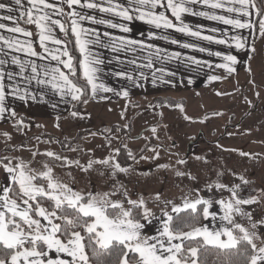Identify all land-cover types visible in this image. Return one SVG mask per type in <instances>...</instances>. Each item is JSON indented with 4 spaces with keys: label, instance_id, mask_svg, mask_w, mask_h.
I'll list each match as a JSON object with an SVG mask.
<instances>
[{
    "label": "snow or ice",
    "instance_id": "snow-or-ice-1",
    "mask_svg": "<svg viewBox=\"0 0 264 264\" xmlns=\"http://www.w3.org/2000/svg\"><path fill=\"white\" fill-rule=\"evenodd\" d=\"M0 10L7 13L0 14V119L17 115L6 104L8 96L22 101L37 99L24 86L33 82L62 100L67 97L84 104L88 103V98L95 99L99 92H113L114 89L100 79L105 60L102 53L94 51L96 48L113 54L109 64L131 66V71L121 70L113 75L136 83L139 78L147 79V74L141 71L147 69L155 84L158 79L167 82L165 76L176 75L163 66L156 67L173 61L191 67L192 71L206 67L231 74L239 63L231 50L245 51L251 60L256 53L255 41L264 38V9L257 6V0H127L126 4L119 0H11L10 3L0 2ZM90 12L111 15L122 21H143L156 30L149 32V40L159 39L181 49L206 53L220 62L213 64L143 40L114 36L107 31L101 33L96 28L86 27L85 22L123 33H128L130 28L125 23L118 24L103 16L98 18ZM186 16L227 27L193 26L185 21ZM25 25L35 27V41L33 31ZM57 29L65 37L71 33L79 56L73 55L66 41L58 38ZM245 29L249 37L239 34ZM172 32L191 38V42L173 38ZM200 42L220 45L227 51H213ZM246 70L251 73L250 65ZM81 79L84 85L78 83ZM208 79L215 81L220 77L210 75ZM136 86L140 85L136 83ZM116 94L129 95L127 90ZM44 95L42 91L41 100ZM176 107L183 111L181 105ZM70 115L83 118L77 111H71ZM121 116L124 118L123 113ZM185 119L190 118L185 116ZM22 125L23 120L17 119L14 127ZM115 131L121 129L116 127ZM155 131L153 128L152 132ZM111 132V129L105 130L109 146ZM0 135L11 139L7 132ZM62 146L77 150L68 144ZM113 151L114 154L105 159H90L86 166L52 151L33 152L32 156L45 155L62 161L60 167L75 165L83 171L100 164L110 170L115 180L119 173H128L130 168L121 166L116 159L120 149ZM239 154L251 155L242 151ZM158 156L159 153L152 159ZM128 157L136 159L131 151ZM30 163L23 160L13 163L7 157L0 159V166L7 174L6 183L0 184V253L4 254L0 255V264H264V233L259 231L264 227V218L254 219L253 212L244 207L258 204L264 189L253 188L251 191L257 194L250 192L245 198L241 192L251 182L243 176L232 173L240 183L228 184L221 182L223 173L218 172L217 179L205 186L207 197L202 196L199 189H192L195 195L183 196L180 205L165 200V208L172 205L171 212L162 210L157 215L147 206L143 195L132 199L122 184L108 192L77 191L59 180L48 162L39 169L31 167ZM177 163L184 165L187 161L179 159ZM106 174L101 172V175ZM176 175L197 179L191 172L178 170ZM115 196L122 199H113ZM153 200L160 201V193H156ZM181 213L186 215L181 217ZM236 217L247 220L248 226L238 222ZM154 220L159 221V227L155 234H147L144 229ZM202 220H210L212 227L202 224Z\"/></svg>",
    "mask_w": 264,
    "mask_h": 264
},
{
    "label": "rangeland",
    "instance_id": "rangeland-1",
    "mask_svg": "<svg viewBox=\"0 0 264 264\" xmlns=\"http://www.w3.org/2000/svg\"><path fill=\"white\" fill-rule=\"evenodd\" d=\"M233 102L241 104L239 98ZM184 103L178 98L146 102L141 97H135L130 101L126 113H123L124 118L116 111H106V108L97 107L95 104L87 105L81 114L83 118L71 116L65 128L58 132L59 138L53 139L52 135H43L40 128L23 123V131L20 132L21 128L15 127L14 132L18 134L11 133L10 140L0 135V159L7 157L13 163L19 160L28 162L33 157L32 153L38 151L37 148L40 150L41 146H46L47 141H52L51 148L56 150L69 149L62 146L63 144H68L71 148H83L78 153L70 152L71 161L78 160L84 166L90 159L101 160L113 155V150L120 146H126L133 155L148 147L142 155L145 159L140 158L134 162L128 167V173H119L115 180L110 170L100 164H94L88 171L75 165L71 169L65 168L64 171L56 170L54 166L53 169L59 180L77 191L108 192L122 184L127 187L132 199L143 195L148 201L147 206L157 215L162 210L171 212L172 205L165 208V200L180 205L183 196L195 195L192 189H199L200 194L207 197L205 186L217 179L218 172L223 173L220 177L223 183L240 182L232 173L249 180L251 183L244 186L241 192L245 198L250 192L252 195L257 194L251 191L253 188L257 191L264 189V93L258 91V107L257 101L248 100L251 109L243 116L236 114L242 107L230 106V103L223 101L208 105L185 106ZM176 105H181L183 111ZM185 116L190 119H185ZM113 126L124 129V132L112 131L109 146L105 139V130ZM153 128L156 129L155 133L152 132ZM86 130L96 135L87 133L80 143H75L73 139L76 135ZM39 136L41 138L36 139ZM228 151L232 153H227ZM241 151L251 155L241 156ZM157 153L158 158L152 159ZM195 156L202 159L196 160ZM179 159H185L187 163L183 167H177ZM258 164L262 168L255 171ZM158 165L168 167L159 168ZM30 166L39 169L42 165L33 162ZM178 168L185 173L191 172L197 179L190 180L186 175L178 182ZM101 172L107 174L101 175ZM6 176L5 172L0 171V184L6 183ZM156 193H160V201L153 200ZM113 199L122 197L115 196ZM244 207L253 212L254 219L264 218V196L258 204ZM236 220L248 226L247 220L240 217H236ZM203 224L212 227L210 220H205ZM158 227L159 221L154 220L145 228L151 229L152 234H155Z\"/></svg>",
    "mask_w": 264,
    "mask_h": 264
},
{
    "label": "crops",
    "instance_id": "crops-1",
    "mask_svg": "<svg viewBox=\"0 0 264 264\" xmlns=\"http://www.w3.org/2000/svg\"><path fill=\"white\" fill-rule=\"evenodd\" d=\"M264 1V0H263ZM0 2L10 3L11 0H0ZM120 3L126 4L127 0H119ZM79 10V9H78ZM0 14H7L3 10H0ZM89 14H94L98 18L103 16L106 19H111L115 23H125L130 28L128 33H123L119 29L107 28L104 25H92L85 22L86 27L96 28L101 33L107 31L114 36L123 35L129 39L135 40H143L146 43H152L153 45L166 48L169 51H180L186 55H193L201 60H207L212 62L213 64L219 63L220 61L214 56H208L206 53L193 52L188 49H181L177 45H171L166 43L163 40L159 39H148V34L150 31H156L151 28L148 24L144 23L140 20L122 21L118 17H113L111 15L101 14L99 12ZM255 20V16L252 17ZM185 21L191 25L202 24L205 27H216L220 29H224L227 26L207 21L199 17L186 16ZM5 23L11 25V22L4 21ZM31 31H33L34 36L33 40H36L35 32L36 29L34 26L25 25ZM8 35L7 33H4ZM56 34L58 38L63 40L62 33L59 32V29L56 30ZM240 35L245 37H249L248 30H240ZM171 35L173 38H176L181 41H190L191 38L185 37L180 33L172 32ZM75 40V38H74ZM202 46L208 47L213 51H227L223 46L220 45H209L207 42H200ZM249 43L251 40L249 39ZM36 49L39 51L38 44L34 45ZM256 53L253 55L252 59L249 60L245 51H237L232 49V53L237 55L239 63L235 66L236 71L228 74L223 69L219 68H197L195 71L191 70V67H185L184 64L179 63L178 61H173L170 63H166L163 65L157 64L156 67L163 66L166 68L168 72H175V76H165L164 81L157 80L155 84L152 83V78L149 70L141 69L147 74V79L139 78L136 83L140 86L137 87L136 83L133 81H129L125 78L117 77L113 75L114 72L117 71H131V66L128 65H118L115 62L109 64L108 60L112 58V53L103 48H96L94 51L102 53L103 59L105 63L101 66L104 71L100 74L101 81L107 86L114 89L113 92H99L95 99H91L88 102V106L91 104H95L97 107H104L106 111L112 110L116 111L121 115L122 113H126L127 108L129 107L130 101L136 98H143L146 102L155 101L157 99H174L178 98L183 100L185 106L187 105H208L213 104L215 102L223 101L226 104L230 103V106H240L241 110L236 112L237 116H243L251 109V106L248 104V100L257 101L256 106L258 107V91L264 93V38H259L255 41ZM250 65L251 73H249L246 69ZM135 76V73H132ZM210 75H215L220 77V79L215 81H209L208 77ZM189 79H191L192 83H189ZM27 87L33 95H36V100L28 99L27 101H22L16 97L8 96L6 99V104L8 107L13 109L16 112V117L11 118L5 115L4 118L0 119V133L7 132L9 135L11 133L18 134L14 132L15 121L17 119H22L25 125H34L41 129L43 135L48 134L52 135L53 138H59L58 132L65 128L66 123L71 119V104L76 101H71L70 98L61 99L60 96L55 95L50 90L42 89L40 86H37L34 82L31 85H24ZM123 90H127L129 95L128 97H123L122 95H117L116 93L122 92ZM44 92L43 100L40 99V93ZM217 93H220L219 95ZM241 100V104H238L237 101ZM260 99V103H261ZM86 105V107H87ZM128 105L127 107H125ZM86 110V108H85ZM211 113V112H209ZM59 117V119H57ZM57 124L59 127H57ZM21 131H23V128ZM19 137V136H18ZM41 138V136H39ZM48 143V144H47ZM45 144L46 146H41L42 148H37V153H45L46 151H52L57 153L62 157H67L71 161V150H63L55 148H51L53 142H48ZM75 152H80L83 148L78 147ZM227 153H232V151H228ZM35 159V161H34ZM28 162H37L42 165L44 162L51 163L56 170H65L71 169V167H60L62 161L51 160L45 155H37L36 158L32 157ZM30 163V164H31ZM80 163V162H79ZM185 165V164H184ZM184 165L179 164L177 167H183ZM2 167V166H0ZM262 168L261 164H258L254 170L259 171ZM180 168H178L179 170ZM3 171V167L0 169ZM177 181L181 182L182 177L177 176ZM231 183H240V182H231ZM207 196L209 195L206 192ZM217 198H219V194H217ZM205 223V220L203 221ZM203 224V223H202ZM147 234H152L151 229H144ZM260 232L264 233V227L259 229ZM257 245L260 246V241H256Z\"/></svg>",
    "mask_w": 264,
    "mask_h": 264
},
{
    "label": "trees",
    "instance_id": "trees-1",
    "mask_svg": "<svg viewBox=\"0 0 264 264\" xmlns=\"http://www.w3.org/2000/svg\"><path fill=\"white\" fill-rule=\"evenodd\" d=\"M257 6L258 7H261L262 9H264V1L263 0H257ZM67 22V21H65ZM62 38L63 40L66 41V43L68 44V48L72 51V54L75 55V56H79V53L76 51L75 49V40H74V37L71 36V33L69 32V35L68 37H65L64 34L62 33ZM79 84L81 85H84L85 81L83 79L79 80L78 81ZM85 98H88V97H85ZM90 101V98H88V102ZM88 104V103H87ZM87 104H84L82 101H76V102H73L71 104V111H77L79 112L80 114L84 113L85 111V107ZM117 126H113L111 127L112 131L113 132H116L115 131V128ZM121 129V128H120ZM92 131L90 130H86V131H81L79 132L76 137L73 139V141H75V143H80L81 142V139L83 138V136L85 135H88L87 133H91ZM121 133L124 132V129H121L120 131ZM120 149V154L116 157V159L118 160V162L121 164V166L123 167H130L131 165L134 164V162H136L137 160H139L142 155L146 152L147 148L148 147H144L138 154L134 155L135 156V161L130 159L128 157V149L126 147H123V146H120L118 147ZM42 182V181H41ZM45 206L47 207L48 206V203L45 202ZM186 214L185 213H181V217H184ZM204 220L201 221V223H203ZM59 222V221H57ZM185 231H187L188 229L187 228H184ZM193 244L195 242H192ZM0 255H4L3 253H0ZM115 259V257H114Z\"/></svg>",
    "mask_w": 264,
    "mask_h": 264
}]
</instances>
